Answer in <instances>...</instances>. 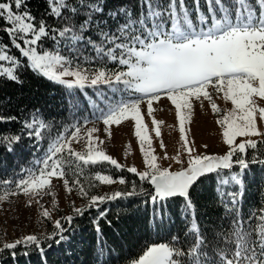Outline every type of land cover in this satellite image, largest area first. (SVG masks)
Returning a JSON list of instances; mask_svg holds the SVG:
<instances>
[{
  "label": "snow or ice",
  "instance_id": "1",
  "mask_svg": "<svg viewBox=\"0 0 264 264\" xmlns=\"http://www.w3.org/2000/svg\"><path fill=\"white\" fill-rule=\"evenodd\" d=\"M48 2L51 4L52 0ZM205 3L206 11L201 6V0H192L190 5L185 0H167V3L140 0L142 11L139 19H134L131 10L126 7L107 13V17L115 23L113 28L108 27L109 19L95 18L104 12L103 0H95L88 4L85 18L78 25L65 16V26L52 27L49 34V25L45 20L34 23L35 17L29 11L21 10L22 7L26 9L24 0H0V21L5 25L3 31L8 34L11 44L19 50L21 57L26 58L28 68L64 87L69 93L68 108L74 117L80 111L78 92L87 97L93 118L102 119L106 126L131 113L136 121L135 135L143 144L149 139L143 135L140 123L138 106L143 101L147 102L151 111L152 101L161 94L167 95L175 105L176 116L181 123L182 110L190 107V98L203 96L209 100L213 112L217 111V105L212 103L207 90L209 87L222 92L224 99L231 101L233 106L217 120L227 146L221 154L195 152L181 128L180 139L185 141L182 148L187 156L186 160L181 153L170 157L176 167L158 164L157 157L150 150L145 151L143 170L127 168L138 178V182L131 181L130 188L123 176L118 178V182L125 185V189L111 194H91L81 186L79 195L87 201V205L75 207L71 215L56 219L50 232L24 235L14 242L3 244L0 250H13L12 255L15 256L14 249L18 245H33L42 252L44 242L57 237V242L66 239L64 223L70 222L86 207H96L97 215L93 217L92 224L100 248L97 264H105L106 246L99 240L103 234L101 221L107 217V210H100L105 201H114L118 197H140L144 205H151L150 222H154L166 215L168 198L179 195L184 200L181 215L187 213L188 218L193 214L188 189L211 180V174H215L219 202L231 220L230 229L223 234L227 246L216 250L215 264H264V207L252 210L245 221L239 203L243 193L244 170L255 164L264 168V150L258 148V145H264V128H259L254 120L257 102L251 99L258 96L264 103V0H255V4L251 0H205ZM61 5L67 7L63 0L52 7V12L58 17ZM71 11L75 13L77 9L73 7ZM89 29L95 31L98 40L84 35ZM44 37H50L54 42L52 50L38 47ZM82 42H86L94 55L85 54L80 46ZM62 44L68 50L77 52L78 56L71 60L66 58L60 51ZM80 58L83 62H97L102 66L94 71L85 70L81 67ZM5 60L11 61L13 68L21 64L19 59L0 49V61ZM108 62L115 63L116 68H108ZM4 72L11 79H17L11 68H5ZM101 84L113 95L120 94V99L109 100L99 88ZM87 88L93 90L95 97L89 95ZM101 103L105 108L100 107ZM258 112L260 119L264 120V107H259ZM13 119L15 117H0V120ZM83 120L87 124L89 117L83 116ZM45 129L49 143L42 158L36 161L39 176L32 169L22 170L27 175L0 183L14 185L17 192L28 194L31 190L36 194L37 189L48 184L49 177L65 176L62 167L65 151L82 161L83 165L100 160L110 162L117 169L123 168L116 159L97 150L95 138L91 136L95 128L87 129L89 143L86 152L72 150L69 142L80 139L82 131L79 119L58 130L55 135L51 124L36 119H25L20 131L34 138L39 145L45 139ZM237 137L242 139L237 141ZM19 139V134L0 133V145L9 151ZM249 149H252L250 155ZM96 179L113 182L112 176L100 173L96 174ZM72 183L76 185L78 181L73 180ZM64 184L68 185L67 179ZM221 184L235 185L237 190L225 193L220 188ZM261 202L264 203V192L261 193ZM41 215L52 220L47 209ZM190 226L193 230L197 228L195 222ZM201 243L202 237L195 235L194 243L188 245L185 251L179 237L173 236L170 242L149 244L138 259H132L129 264H211L208 254L199 251Z\"/></svg>",
  "mask_w": 264,
  "mask_h": 264
},
{
  "label": "trees",
  "instance_id": "2",
  "mask_svg": "<svg viewBox=\"0 0 264 264\" xmlns=\"http://www.w3.org/2000/svg\"><path fill=\"white\" fill-rule=\"evenodd\" d=\"M95 0H63L60 16L52 12L54 4H59L60 0H24L26 9L35 17L34 23L43 19L49 25L48 31L51 34L52 27H63L67 21L65 16H69L77 25L85 18L88 11V4ZM191 4L192 0H185ZM167 3V0H162ZM255 4V0H251ZM201 6L206 11L205 0H201ZM77 11L73 13L72 8ZM104 12L96 15L98 19H109L108 27H115L107 13L119 7H126L131 10L134 19H139L141 13L140 0H103ZM258 7V6H257ZM146 11V6H145ZM122 20L123 17H118ZM170 23V22H169ZM198 23V21L196 22ZM5 25L0 21V49L13 55L21 61V64L13 68V75L17 79H11L5 75H0V117H15L13 120H0V133H15L20 135L19 141L13 146L12 150H7L0 145V181H15L27 175L26 171L32 169L39 176V166L37 159L42 158L43 151L47 148L49 137L45 131V139L37 145L34 138L21 132L22 123L25 119H36L45 124H51L53 135L63 127L73 124L79 119L81 129L88 124L103 121L96 120L91 115L92 109L88 105L87 97L77 92V97L81 101L80 111L75 117L68 108L69 93L63 86L47 79L46 77L33 72L26 65V58L20 56V52L12 44L8 34L3 31ZM92 40H98L93 29L84 33ZM22 44V41H19ZM39 48L52 50L53 41L50 37H44L39 42ZM5 45L7 47H5ZM85 54L94 55L88 48L86 42L80 45ZM61 54L69 60L78 56L77 52L70 51L61 45ZM81 59V67L88 71H94L101 67L97 62L87 63ZM75 67V62L73 63ZM107 67L115 69L116 64L108 62ZM99 88L106 94L109 100L120 99V94H115L107 89L103 84ZM86 91L90 96L95 97L91 88ZM126 96V94H125ZM105 108L104 103L100 104ZM99 113H97L98 115ZM88 116L89 121L84 123L83 116ZM70 135V133H69ZM260 150H264V145H258ZM251 154L252 149L247 150ZM63 169L65 176L62 178L68 181L71 178L80 179L86 187H94L101 181L96 179V174L110 175L113 182H118V178L123 176L129 184L133 180L138 182L134 174L129 173L125 167L117 169L108 163H95L83 165L74 164L75 160L68 156L67 151L63 154ZM243 193L240 198V212L245 221L252 210L264 207L261 202V193L264 192V168L259 164L249 165L244 170ZM119 183V182H118ZM125 185L119 183L118 190H124ZM237 190L236 188H226L223 191ZM19 193L14 185L5 186L0 183V196ZM189 197L193 203V214L187 218V213L181 215L184 200L180 198L169 199L167 201L166 215L151 220V205H144L140 197H118L114 201L106 202L100 206V210H107L106 219L101 221L103 234L99 240L106 246L105 264H129L132 259H138L143 249L152 243L170 242L173 236L180 239L184 250L187 251L188 245L194 243L195 235L202 237L199 251L208 254L211 264H215L216 250L227 246V241L223 235L231 227V220L225 215L223 205L220 204V194L217 191V179L215 174L211 180L196 184L189 192ZM87 205V203L85 204ZM71 215V214H70ZM97 215L96 207L85 208L81 214L73 216L70 222L63 224L66 239L60 242L58 237L42 244L43 251L33 245H18L12 255L13 250H0V264H97V252L100 251L97 245V233L92 224V219ZM194 221H191L193 220ZM111 221V223H108ZM195 222L197 228L193 230L191 223ZM234 247V242L232 243ZM2 249V248H0Z\"/></svg>",
  "mask_w": 264,
  "mask_h": 264
},
{
  "label": "rangeland",
  "instance_id": "3",
  "mask_svg": "<svg viewBox=\"0 0 264 264\" xmlns=\"http://www.w3.org/2000/svg\"><path fill=\"white\" fill-rule=\"evenodd\" d=\"M5 68L13 66L11 61H0V75L7 74ZM8 77V76H7ZM212 98V103L217 105V111L213 112L207 98L201 96L199 99L190 98V107L182 110L181 119L176 116L175 105L168 99L167 95L161 94L157 100L152 101L151 111L146 101H143L139 108L143 125V135L148 136V141L141 143L136 137V121L132 119L131 113L113 122L104 125L103 121L88 124L80 133V139L70 141V147L75 152H86L88 141V128H95L91 133L95 138L97 150L103 151L106 155L116 159L125 168L136 167L143 170L144 152L149 151L157 157V163L163 166L176 167L175 161L169 159L177 153L185 157L183 151L185 141L180 139L181 128L190 147L200 154H221L226 150L223 142V129L217 123L223 114L233 106L231 101H226L222 92H217L209 87L207 89ZM257 111L254 112V120L259 128H264V120L260 119L258 108L264 107L261 98L256 96ZM107 128V131H105ZM259 140V137H252ZM242 137H237L239 141ZM205 145L207 147H205ZM70 156V155H68ZM76 163H83L70 156ZM110 163L97 160L95 163ZM89 162V164H95ZM243 176V175H242ZM65 186L64 179L53 175L48 178V184L42 189H37L36 194L30 190L28 194L23 192L0 196V248L3 244L14 242L24 235L50 232L53 222L64 216L72 214L75 207L84 206L87 201L79 195V187L87 188L91 194L105 195L118 190L119 183L100 182L94 187H86L80 179L71 178ZM77 180L78 184L73 185L72 181ZM222 190L236 188L235 185L221 184ZM108 201H105V203ZM50 212L52 220L42 217L43 210ZM55 239V238H54Z\"/></svg>",
  "mask_w": 264,
  "mask_h": 264
},
{
  "label": "water",
  "instance_id": "4",
  "mask_svg": "<svg viewBox=\"0 0 264 264\" xmlns=\"http://www.w3.org/2000/svg\"><path fill=\"white\" fill-rule=\"evenodd\" d=\"M212 175V174H211ZM199 179V178H198ZM196 185V184H195ZM194 185V186H195ZM193 187H190L189 189H188V195H189V192L191 191V189H192ZM174 198H181V199H183V197L182 196H179V195H173V196H171V197H169L168 198V200L169 199H174Z\"/></svg>",
  "mask_w": 264,
  "mask_h": 264
}]
</instances>
